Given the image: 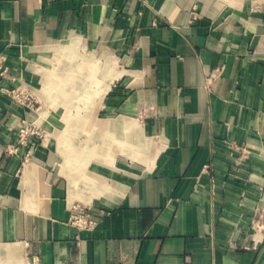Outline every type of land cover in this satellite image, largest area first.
<instances>
[{
  "label": "crops",
  "instance_id": "0c3cea01",
  "mask_svg": "<svg viewBox=\"0 0 264 264\" xmlns=\"http://www.w3.org/2000/svg\"><path fill=\"white\" fill-rule=\"evenodd\" d=\"M0 59V264H264V0H0Z\"/></svg>",
  "mask_w": 264,
  "mask_h": 264
},
{
  "label": "built area",
  "instance_id": "2783aa9c",
  "mask_svg": "<svg viewBox=\"0 0 264 264\" xmlns=\"http://www.w3.org/2000/svg\"><path fill=\"white\" fill-rule=\"evenodd\" d=\"M6 72L7 69L3 67L2 59H0V77H4ZM9 94L16 101L22 104L26 103L29 106L34 105L35 102L34 99L26 96L21 89L10 90ZM1 123H2V109L0 107V126ZM34 136L41 137V132L35 126L24 122L19 129L17 143L20 146H25L28 144L29 139ZM16 151L17 149L9 150V152H13V153ZM72 222L74 225L85 229H90L94 224V222L88 217V215H86L83 212L75 213L72 216Z\"/></svg>",
  "mask_w": 264,
  "mask_h": 264
}]
</instances>
